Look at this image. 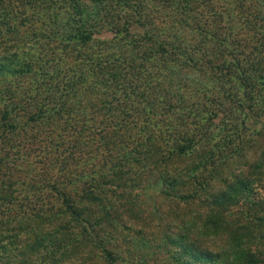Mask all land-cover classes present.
<instances>
[{
  "label": "trees",
  "instance_id": "trees-1",
  "mask_svg": "<svg viewBox=\"0 0 264 264\" xmlns=\"http://www.w3.org/2000/svg\"><path fill=\"white\" fill-rule=\"evenodd\" d=\"M257 1L0 0L3 262L264 264Z\"/></svg>",
  "mask_w": 264,
  "mask_h": 264
},
{
  "label": "rangeland",
  "instance_id": "rangeland-1",
  "mask_svg": "<svg viewBox=\"0 0 264 264\" xmlns=\"http://www.w3.org/2000/svg\"><path fill=\"white\" fill-rule=\"evenodd\" d=\"M257 2H260V3H262V2H264V0H258ZM109 36H111V34L110 33H103V35H98V37H103V38H107V37H109ZM168 69H173V68H171V67H167ZM177 70V69H176ZM166 72V71H165ZM167 73H170V71L168 72L167 71ZM190 73H193V72H190ZM195 73V72H194ZM194 73L193 74H191L190 75V78H189V84H188V86L190 87V88H193V86L195 85V84H197V80L196 79H194L195 78V75H194ZM164 82H165V80H164ZM193 83V84H192ZM193 85V86H192ZM231 121V120H230ZM229 121V122H230ZM210 123V122H209ZM225 123H228V122H225V121H221V120H219V119H215V120H213L211 123H210V131L212 132V134L213 135H215V138L217 139V138H219L221 135H222V129L224 128V129H227V126L225 125ZM192 127H194L193 125H191ZM197 126V125H196ZM248 127V126H247ZM199 129H201V128H199ZM248 130H249V127H248ZM166 132V131H165ZM0 264H6L5 262H3L1 259H0Z\"/></svg>",
  "mask_w": 264,
  "mask_h": 264
}]
</instances>
